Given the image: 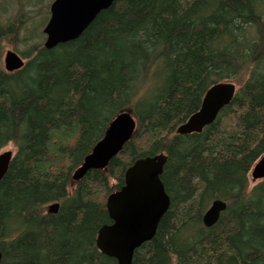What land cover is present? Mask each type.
I'll use <instances>...</instances> for the list:
<instances>
[{
	"label": "trees",
	"instance_id": "trees-1",
	"mask_svg": "<svg viewBox=\"0 0 264 264\" xmlns=\"http://www.w3.org/2000/svg\"><path fill=\"white\" fill-rule=\"evenodd\" d=\"M20 25L0 26V154L15 149L0 182L1 264H118L96 245L112 224L107 199L135 161L160 154L171 207L133 264H264V180L249 190L264 156V0H118L77 40L30 45L24 68L7 73L4 40L34 35ZM227 81L239 87L216 121L177 135ZM127 109L133 139L106 170L72 182ZM218 199L227 209L206 228Z\"/></svg>",
	"mask_w": 264,
	"mask_h": 264
},
{
	"label": "water",
	"instance_id": "water-1",
	"mask_svg": "<svg viewBox=\"0 0 264 264\" xmlns=\"http://www.w3.org/2000/svg\"><path fill=\"white\" fill-rule=\"evenodd\" d=\"M117 1L54 0L50 6L49 21L43 29L46 36L44 48L52 50L77 40L101 12ZM3 62L7 73L20 71L26 64L14 51H8ZM236 93L237 87L231 81L214 84L207 90L199 110L177 128L176 134H201L232 103ZM137 125L132 109L118 114L109 124L104 137L74 171L72 182H80L90 171L106 170L133 139ZM13 156V151L0 154V182L9 170ZM167 161L165 154L138 159L127 169L124 186L107 199L106 207L112 224L100 228L96 245L103 255L115 259L118 264H133L135 252L155 238L161 220L171 207V199L161 180ZM251 175L254 181L264 180V157L254 166ZM226 209L225 201L214 200L202 218L203 225L212 228ZM59 210V203L48 206L51 215H57Z\"/></svg>",
	"mask_w": 264,
	"mask_h": 264
},
{
	"label": "rangeland",
	"instance_id": "rangeland-1",
	"mask_svg": "<svg viewBox=\"0 0 264 264\" xmlns=\"http://www.w3.org/2000/svg\"><path fill=\"white\" fill-rule=\"evenodd\" d=\"M54 0H0V26L8 27L11 23H14L17 19H22V25L20 27H28L29 31L34 33L31 37H28L30 41L24 46L20 41L14 40L13 37L8 36L3 42V56L2 65L4 68V56L8 51H14L26 62L21 53L25 52L27 47L35 43H42L44 45L46 36L43 33V29L50 18V6ZM45 25L42 27V23ZM27 29V28H26ZM28 31V33H29ZM24 30L21 31V35ZM21 38H23L21 36ZM24 39V38H23ZM233 82L238 89V82ZM13 151L15 149L12 146L5 148L2 152ZM249 174V190L259 184L261 181H254ZM263 181V180H262ZM48 211V207H47Z\"/></svg>",
	"mask_w": 264,
	"mask_h": 264
},
{
	"label": "bare ground",
	"instance_id": "bare-ground-1",
	"mask_svg": "<svg viewBox=\"0 0 264 264\" xmlns=\"http://www.w3.org/2000/svg\"><path fill=\"white\" fill-rule=\"evenodd\" d=\"M206 94V93H205ZM205 96V95H204ZM134 115V114H133ZM135 117V116H134ZM136 118V117H135ZM177 130V129H176ZM264 157V156H263Z\"/></svg>",
	"mask_w": 264,
	"mask_h": 264
}]
</instances>
